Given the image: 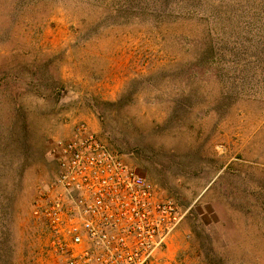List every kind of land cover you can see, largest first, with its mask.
Wrapping results in <instances>:
<instances>
[{
    "label": "rangeland",
    "instance_id": "obj_1",
    "mask_svg": "<svg viewBox=\"0 0 264 264\" xmlns=\"http://www.w3.org/2000/svg\"><path fill=\"white\" fill-rule=\"evenodd\" d=\"M80 123L185 213L151 264H264V0H0V264Z\"/></svg>",
    "mask_w": 264,
    "mask_h": 264
},
{
    "label": "built area",
    "instance_id": "obj_2",
    "mask_svg": "<svg viewBox=\"0 0 264 264\" xmlns=\"http://www.w3.org/2000/svg\"><path fill=\"white\" fill-rule=\"evenodd\" d=\"M54 181L33 203L54 264H151L185 213L84 123L49 148Z\"/></svg>",
    "mask_w": 264,
    "mask_h": 264
},
{
    "label": "trees",
    "instance_id": "obj_3",
    "mask_svg": "<svg viewBox=\"0 0 264 264\" xmlns=\"http://www.w3.org/2000/svg\"><path fill=\"white\" fill-rule=\"evenodd\" d=\"M117 11V10H116ZM108 148H109V146H108ZM110 149V148H109ZM111 150V149H110ZM3 197L4 198H6V194L5 193H3ZM8 198V197H7ZM210 264H220V263H214V262H211Z\"/></svg>",
    "mask_w": 264,
    "mask_h": 264
}]
</instances>
